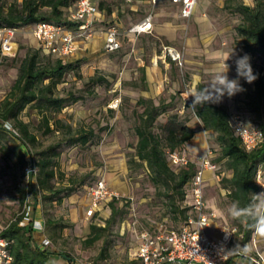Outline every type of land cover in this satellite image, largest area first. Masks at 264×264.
I'll list each match as a JSON object with an SVG mask.
<instances>
[{"label":"rangeland","instance_id":"374dc122","mask_svg":"<svg viewBox=\"0 0 264 264\" xmlns=\"http://www.w3.org/2000/svg\"><path fill=\"white\" fill-rule=\"evenodd\" d=\"M14 1L19 0H0L3 3ZM116 4L118 9L122 7L120 1ZM157 10L152 33L124 38L121 47L113 52L103 51L96 43L71 59L74 69L67 71L63 81L57 85L58 94L67 98L57 116L73 126H90L101 136L97 143L88 142L83 146L63 144L60 147L58 178L53 181L55 185H67L68 181H72L71 193L63 191L59 202L44 199L38 193L42 202L37 209V220L42 223V228L34 231V237L39 241L42 237L48 238V248L56 256L58 253L70 256L73 264H140L134 258V230L149 227L152 223L150 219L153 224L163 223L167 228L181 225L179 215L171 210L166 199L157 193L151 183L145 162L135 156L137 137L134 125L137 113L141 111L136 101L144 93L140 71L142 64H145L150 79L154 101L162 98L169 103L166 112L157 118L155 131L160 132V125L168 114L177 113L181 118L186 117V124L195 129L202 142L195 145L192 137L178 149L180 153L197 165L210 150L209 160L217 166L214 174L220 173L219 178L229 175L221 162L212 160L217 156L215 133L202 128L191 108L194 98L186 97L197 82L207 85L214 73L223 71L228 56L225 63L229 68V79H237L235 61L239 57L248 55L253 68L262 65L260 58L245 54L237 47L239 37L235 27L240 22V15L227 6L226 0H198L195 10L188 17L178 16L167 4ZM125 19L120 15L123 25ZM163 45L177 50L179 61L167 54L163 56ZM33 46L27 36L21 35L15 55L0 57V100L16 77L18 61L26 49ZM151 67L154 71L149 73ZM93 75L105 80L90 82L88 79ZM239 82L242 88L252 90V83L243 78ZM150 92L148 90L147 93ZM242 97L243 92H239L232 100L224 98L221 104L226 105L229 112L239 111L242 110ZM20 118L29 122L30 130L43 145L56 140L57 134L42 133L35 109L25 108ZM19 149L25 157L26 150L17 138L10 134L0 136V230L21 211L27 195L36 196L31 190L34 186H27L26 163L22 164L19 160ZM215 175L204 184V198L209 209L215 213L216 235H220L222 228H235L231 241L234 249L237 244H244L236 232L234 220L227 214L231 202ZM101 177L118 195V212L103 237L87 243L84 239L94 219L84 215L85 187ZM106 211L108 218L110 212ZM48 219L50 224L46 223ZM103 247L106 251L101 256Z\"/></svg>","mask_w":264,"mask_h":264},{"label":"trees","instance_id":"16d2710c","mask_svg":"<svg viewBox=\"0 0 264 264\" xmlns=\"http://www.w3.org/2000/svg\"><path fill=\"white\" fill-rule=\"evenodd\" d=\"M73 1L0 2V26L21 28L41 20L67 23V9ZM226 4L240 15V22L235 27L239 37L236 41L237 47L245 54L257 55L262 63L257 68L252 67L257 79L252 82L251 91L243 88L245 89L241 99L243 111L236 112L243 115L248 125L256 126L264 133V0H251L249 4L240 0H226ZM107 11H110V8H107ZM68 24L73 26V24ZM0 57L9 58L1 55ZM74 67V63L42 52L38 45L28 47L24 56L18 61L15 79L5 96L0 100V136L10 134L17 138L26 150L24 157L23 151L19 149V160L26 165L32 162L37 169L35 176L32 173L28 175V188L34 186L31 189L34 195L39 193L44 199H54L58 202L61 201L60 194L63 191L69 194L73 190L72 181H68L67 185L63 183L55 185V181H53L57 177L60 147L63 144L83 146L88 142L95 141L97 143L101 138L92 127L81 124L73 126L70 122L63 121L57 116L67 101L66 97L58 94L57 85L63 81L66 72ZM88 80L98 83L105 79L93 75ZM142 80L144 81L143 72ZM203 87H205V83L202 81L195 84V88ZM73 99L75 98L73 97ZM136 104L141 107V111L137 113V121L134 125L137 137L135 156L139 161L145 162L151 183L157 193L166 199L171 210L179 215L180 224H182L190 214L187 182L195 173L196 163L188 161L182 166L172 165L168 160L167 153L186 144L196 131L186 124V117L181 118L177 113H171L160 125V132H157L155 131L157 118L166 112L169 103H165L161 98L158 103H154L151 98L139 97ZM25 108L36 110L42 133L57 134L55 141L47 145L41 143L30 130L29 122L20 118V113ZM193 114L200 120L204 130L215 133L217 156L212 160L221 162L229 172L228 176L221 175L220 178L218 177L220 173H217L215 175L217 183H221V188L231 203L239 201L241 206L247 205L252 198L251 195L258 194L260 191L255 175L258 167L264 163V141L254 148L246 150L240 138L234 134L228 124L230 112L227 106L221 103L197 106L193 110ZM6 122L10 123V128H5ZM205 179L206 183L207 178ZM116 201L117 197L107 199L102 204L101 216L96 213L90 217L94 221L89 224V233L84 239L85 242L93 243L101 239L104 232L108 231L118 212ZM23 207L0 230V235L12 240L9 246L12 256L10 264H50L49 257L54 254V251L48 248L49 245L42 248L38 246L39 242L34 237L35 230L32 229L31 224L19 225V221L23 217ZM106 209L110 212L108 218H106L108 215ZM150 222H152V226L155 225L153 220L150 219ZM46 223L50 224L51 221L48 219ZM234 223L237 226L236 232L240 235L241 243L245 244L251 239L252 232L239 221H234ZM105 251L106 248L103 247L101 256ZM58 254L62 255L68 264H73V259L70 256ZM245 260L249 264H253L243 256H234L225 264H243Z\"/></svg>","mask_w":264,"mask_h":264},{"label":"built area","instance_id":"2783aa9c","mask_svg":"<svg viewBox=\"0 0 264 264\" xmlns=\"http://www.w3.org/2000/svg\"><path fill=\"white\" fill-rule=\"evenodd\" d=\"M103 0H74L67 9V23L41 20L33 23V36L39 42L42 52L61 57L62 59L77 49V39L88 41L96 32L95 19L98 12V2ZM127 2L133 0H124ZM150 4L143 19L133 23L127 29L129 33L139 35L150 32L152 29V18L155 6L164 0H147ZM179 6V14L188 17L193 13L197 0H167ZM68 23L73 24L70 26ZM21 28L11 26H0V55H15L18 45L16 42L17 32ZM103 50L106 52L116 51L121 47L119 32L115 26L104 30ZM169 55L171 59L179 61V52L170 46L163 45L162 55ZM228 124L236 134L246 150L254 148L264 141V133L256 126L248 125L242 114L232 111L229 114ZM210 150L201 158L196 165V170L187 182L189 192L190 214L177 228H167L163 223H157L151 228H138L135 231L134 258L140 264H225L234 256L229 253L227 257L221 258V250H231L230 242L235 228L220 229L221 236L214 238L207 234L206 229L214 224L215 213L206 205L204 198V184L206 173H214L217 166L209 160ZM168 159L172 165L182 166L189 160L181 154L178 149L168 152ZM27 176L32 173L35 176L37 169L32 162L25 166ZM217 179V177H216ZM255 180L259 186L260 193H264V180L258 167ZM106 180L101 177L94 183L85 187V198L87 199L85 217L90 218L97 213L102 214V204L111 197H117ZM39 194L35 197L27 195L22 210V219L19 225L31 224L33 230H41L42 223L35 219L33 214L41 205ZM230 233V234H226ZM39 247L50 244V240L42 237L38 241ZM11 239L0 235V264H10L12 256L9 252ZM248 259L253 264H264V255L259 251L254 252Z\"/></svg>","mask_w":264,"mask_h":264},{"label":"crops","instance_id":"0c3cea01","mask_svg":"<svg viewBox=\"0 0 264 264\" xmlns=\"http://www.w3.org/2000/svg\"><path fill=\"white\" fill-rule=\"evenodd\" d=\"M118 1H120L122 3V7H120L119 9H118V6L116 4V2H118ZM243 2L245 4H249L251 2V0H247V1L243 0ZM197 3H198V0H197ZM197 3L195 5V8L197 6ZM166 4L173 7V9L177 13V15L180 16L179 6L177 4L171 3L167 0L161 1L155 6L153 18H152V29H151V31L150 32H144V33H141L139 35H134L132 33H129L127 31V29L133 23L138 22L144 18V16L146 15V12L148 11V9L150 7V4L147 0H133L130 2H127L124 0H103L101 2H98L99 8H98V12H97L96 19H95V29H96L95 34L88 41H85V42L77 39V42H78L77 49L73 53L65 56L63 58V60L66 62H70L73 57L77 56L79 53H84L87 49H89L91 46H94L96 43H98L99 48L103 50L102 46H103V41H104V30L111 27V26H115L119 32L120 45H121V42L124 38H128V37L134 38L137 36H142L145 34L152 33V30H154L155 19L158 15L157 9H159L162 5H166ZM107 8H110V11H107ZM195 8H194V10H195ZM120 15L126 17L125 25L122 24V20H120ZM32 30H33V24H30V25L25 26L19 32H17V36H16L17 45H18V37L21 35H24V36H27L29 38L32 45L37 46L39 44V42L33 36ZM140 71H141V80H142V72L144 73V81L142 80V83H143L142 90H144L143 91L144 93H142L140 97L153 99V97H154L153 93L154 92L151 88L150 79L147 75V71H145V64H142L140 66ZM152 71H154L153 67L150 68L149 73H152ZM148 90H150L151 92L147 93ZM234 96L228 97L227 95H225L223 97V99L227 97V98H229V100H232V98ZM159 99H158V101H159ZM223 99L220 103H224ZM153 101H154V99H153ZM158 101L157 102L154 101V103H158ZM217 104H219V103H217ZM193 138H194V144L195 145L201 144V142H202L201 137L197 136L196 133L194 134ZM259 168H260L261 173H262V180H264V163H262L259 166ZM214 175H215L214 173L207 172L206 173L207 180H208V178L213 177ZM84 199H85L84 205L86 206L87 199L85 198V195H84ZM207 207L210 208L208 205H207ZM37 209L38 208H36V210L33 214L35 219H37V213H38ZM206 232L209 236L214 237V238L221 236V232H220V235H216L214 225L212 227L207 228ZM252 237L246 243L250 242L252 240ZM36 241H39V240H36ZM256 248L258 249L257 251H259L262 255H264V240L258 241L256 244ZM245 262H247V261L245 260ZM49 263L50 264H68V262L63 258L62 255L56 256L55 254L50 255ZM247 263L249 264V262H247Z\"/></svg>","mask_w":264,"mask_h":264},{"label":"clouds","instance_id":"9594fccd","mask_svg":"<svg viewBox=\"0 0 264 264\" xmlns=\"http://www.w3.org/2000/svg\"><path fill=\"white\" fill-rule=\"evenodd\" d=\"M225 61L223 71L214 73L212 79L205 87L193 88L187 95L186 99L190 96L194 98L191 107L193 110L197 106H203L209 103H220L225 95L232 97L239 92L245 91L240 85V78H243L247 83H252L257 79L248 55L239 57L235 61L237 79H229L227 75L229 68ZM10 127V123L6 122L5 128ZM251 196L252 198L249 203L244 206H241L239 201L232 202L227 209V214L232 220L239 221L246 229L253 233L252 240L243 246L237 244L231 250H221L220 255L222 259L227 257L229 253L248 258L258 250L256 248L257 242L264 240V193Z\"/></svg>","mask_w":264,"mask_h":264}]
</instances>
